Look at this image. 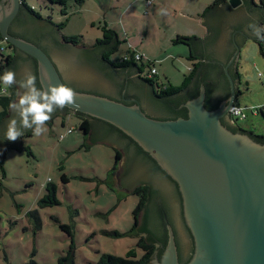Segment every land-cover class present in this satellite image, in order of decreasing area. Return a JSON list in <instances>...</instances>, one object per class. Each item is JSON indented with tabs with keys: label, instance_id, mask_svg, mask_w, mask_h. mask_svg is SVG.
Masks as SVG:
<instances>
[{
	"label": "rangeland",
	"instance_id": "rangeland-1",
	"mask_svg": "<svg viewBox=\"0 0 264 264\" xmlns=\"http://www.w3.org/2000/svg\"><path fill=\"white\" fill-rule=\"evenodd\" d=\"M26 2L44 20L51 19L55 25L67 20L58 34L62 39L63 36L77 37L80 46L88 47L101 39L102 27L107 25L117 32L121 41L111 61L128 56L134 46L144 54L146 66L151 60L161 59L155 62L161 85L169 82L180 86L192 65L188 58L189 46L173 43L175 32L196 31L197 22L190 15H202V9L198 12L200 6L213 0H155L152 7L146 5L148 9L141 0H84L82 4L68 0L65 16L63 6L51 4L49 0ZM160 8L167 9L168 15H159ZM185 8L188 14L184 13ZM206 35L207 30L203 33ZM250 41L244 42L239 53L241 84L237 103L245 109L247 118L238 120L237 124L245 131L264 136V55L259 43ZM254 108L256 114L251 113ZM80 122L71 114L54 117L41 136L20 137L18 145L30 148V153L26 148L10 147L3 156L0 264L27 263L34 251L33 258L38 264H57L71 244L61 224L73 227L75 264H95L104 253L135 259L143 255L137 246L139 236L132 231L138 196L130 191L121 196L110 185V178L122 160L121 157L114 169L115 149H119L102 142L89 143L92 132L85 135ZM69 129L73 131L67 134ZM61 135L65 137L60 139ZM63 177L68 183L62 181ZM49 182L56 185L60 204L41 208L38 202ZM31 210H38L41 217L42 227L38 231L27 217Z\"/></svg>",
	"mask_w": 264,
	"mask_h": 264
},
{
	"label": "water",
	"instance_id": "water-1",
	"mask_svg": "<svg viewBox=\"0 0 264 264\" xmlns=\"http://www.w3.org/2000/svg\"><path fill=\"white\" fill-rule=\"evenodd\" d=\"M227 1L231 8L237 9L232 11L226 1L213 7L203 19L208 34L194 44L198 53L214 56L221 63L226 61L224 48L229 43L230 33L240 29L248 34L241 38L237 47L240 53L245 41L254 40L249 37L247 25L260 20L261 12L264 14L261 6L250 3L248 7L238 8L242 0ZM20 8L21 0L0 1L3 40L37 61L42 89L50 84L65 85L54 62L42 48L10 34V25ZM41 25L62 40L52 26ZM216 27L223 30L218 33ZM46 31L41 32L35 26L28 28L31 35L46 34ZM77 49L65 44L55 48L48 46L68 82L74 79L83 88L111 92L109 79L94 67L77 63L75 51H80ZM19 66L17 75L20 77L30 70L28 63ZM105 69L109 74L113 72ZM225 72L230 83L229 99L217 109L208 110L205 106L206 86L201 84L199 94L184 103L187 118L154 119L137 103L127 105L104 96L76 91L78 107H66L72 113H82L117 127L177 183L184 220L194 242L193 255L186 264H264V144L247 131L233 132L224 124L223 120L230 117V110L236 106L239 93L238 85L227 69ZM142 101L148 111L157 114L146 99ZM99 125V122H93L88 142L106 143L121 151V163L110 178L111 187L119 195L127 194L140 183L165 187V191L170 188L169 180L152 169L148 159L133 153L134 149L130 148L133 144L129 140L114 134L107 136L99 130ZM0 138L4 140V146L20 143V138L15 142L5 140L4 136ZM2 152L0 148V154ZM177 225L179 236L183 237L179 223ZM167 229V245L160 259L158 251L155 252L154 264H180L173 228L168 225Z\"/></svg>",
	"mask_w": 264,
	"mask_h": 264
},
{
	"label": "trees",
	"instance_id": "trees-1",
	"mask_svg": "<svg viewBox=\"0 0 264 264\" xmlns=\"http://www.w3.org/2000/svg\"><path fill=\"white\" fill-rule=\"evenodd\" d=\"M1 1V0H0ZM77 4H82L84 0H74ZM254 1V0H252ZM51 4H59L63 6L62 9V15H66L67 11V2L68 0H49ZM221 2H225V0H215V2L206 10L208 13L213 7L219 5ZM262 7L264 8V0H260ZM226 3V2H225ZM254 5L255 3L252 2ZM49 24L50 26L53 27V29L56 30L60 34V30L66 25L67 20H65L63 23L59 25H55L51 19H48L47 21L43 19V16L39 13L36 12L35 8L33 6H30L26 0H21V8L20 12L17 15V17L14 19L12 25H18L20 29L18 31H14L13 28H10V34L17 37L24 39L28 42H31L35 45H37V42H42V40L39 38L41 36L46 35L47 33H50V31L44 30L42 28L43 26L41 25L42 23ZM30 26H35L38 30H41V32L46 31V34H43L41 36H38V34L31 35L28 32V28ZM49 26V27H50ZM222 29V27H217V32ZM102 33L103 36L101 39H98L94 44L88 46L86 51H75L76 57L79 59H82L84 63L88 64L90 63L91 67H94L103 77L109 79L110 81L113 80V76H111L105 69L106 63H109L110 65H113L115 68H120L123 70H128V69H134V73L146 84H148L152 90L153 94L152 96L155 100L154 103V110L157 112L158 115H160V120H170V119H177L180 117L187 118L188 113L187 109L184 107V103L187 102L190 99H193L199 94L200 86L201 84H205L206 86V91L207 93L209 92V86L205 82V78L207 75V70H210V68H213L214 65L212 62V58L209 56V54L204 55L201 53H198L195 50V43L198 41V38L196 37H176L173 40V43L176 44H185L189 46L190 48V53H189V59L191 61H197L192 65V68L189 70V73L187 76H184V80L180 86H173L169 82L165 85H161L158 81V76L155 74L151 78L147 77L146 74V69L151 72L153 68H156V65L154 62H149L148 66H146L143 62L144 57L140 56V58H137L135 51L130 50L128 52V56L123 57L122 59H117L115 62L111 61V57L116 54L120 48L121 41L118 38V34L114 29L109 28L107 25H104L102 27ZM63 39L65 41H68L72 43L73 45H79L80 40L77 37H64ZM256 42L259 43L260 50L262 51V43L259 40H256L253 38ZM38 46V45H37ZM83 47H86L82 45ZM40 47V46H39ZM75 47V46H73ZM46 53L48 52L47 47L43 46L41 47ZM263 53V52H262ZM25 53L17 49L16 47L12 46L11 44L5 42L2 38V35L0 33V74H2L5 70H11L16 73V79L17 81L21 80V77H18L17 71L20 68V64L28 63L30 66V72L36 76V86L38 88H41L40 82H39V74H38V63L37 61L31 57V59L28 60L29 57H24ZM29 56V55H28ZM208 59V62H207ZM137 61H140L141 63L138 64ZM106 64V65H105ZM203 75L202 77L203 80H197L195 83V90L188 95L181 94L178 99H171L170 97L183 93L185 89L188 88V86L195 81V78ZM229 85V84H228ZM2 87V86H0ZM157 87L161 91L158 93L157 92ZM164 87V88H163ZM19 87L18 85H14L11 89L8 90V94L5 95L3 92H0V136H4V133L7 129V124L9 119L12 117V113L9 109V104L13 101H16L18 98L17 93H19ZM226 89L229 90V87H226ZM159 94V95H158ZM184 95V96H183ZM127 105H132L131 103H127ZM182 105L184 109H179L177 110L176 108H179V106ZM220 105V102L216 106H212L211 104L208 103V101L205 102V106L208 110H214L217 109ZM236 105H239L236 103ZM175 106V107H174ZM66 108V107H65ZM68 109V108H67ZM68 112L71 115L77 116L81 122H80V129L83 131L85 135H88L90 132H92L93 129V122L92 120H96L99 122V130L103 131L105 135H111L113 134L114 131L122 132L119 130L117 127L104 122L99 119H95L93 117H90L88 115L82 114V113H72L71 110L68 109ZM8 120V121H7ZM7 121V122H6ZM101 122V123H100ZM227 125V124H225ZM229 129H231L233 132L237 131V127H233L231 125H227ZM239 129V128H238ZM123 133V132H122ZM251 135L258 139V142L264 144V136H258L254 135V132H250ZM124 134V133H123ZM129 140L132 141L133 145L132 149H134V154H140L144 156L145 159H147L145 156H150L148 153L143 151V149L136 143L134 142L129 136L124 134ZM23 136L29 137L32 136V131L31 130H24ZM0 148L3 150V152L0 154V167L3 168V156L7 154V151L11 149L10 147L17 149V150H22L25 149L26 147L22 146L21 144H10L7 146H4V140L0 138ZM5 149V150H4ZM27 152L30 153V148H26ZM115 167L119 164V161L121 160V153L119 150L115 149ZM151 158V157H149ZM149 161V159H148ZM152 161V162H151ZM150 166L152 169L158 171L160 174L165 176L167 180L171 183L170 188H168L165 192L166 194L169 195V197L173 198L175 200V203L181 204V214L183 216V207H182V197L178 188V185L176 182H174L161 168L160 166L151 159ZM62 181L64 183H68V180L65 179V177L62 178ZM160 189L155 190L152 194L153 198L158 197L163 190H165V187H158ZM130 192L134 195L138 196V204L136 206V209L133 213V229L132 231H136L137 235L139 236V240L137 243V246L143 251V255L139 259L133 258V256L129 257H119L115 256L112 254H107L104 253L100 256L99 260L95 264H154V254L156 251H158V258L160 259L162 256V253L167 245L168 241V229L167 226L170 224L173 226L174 219L173 216H171L169 213L166 215V212L162 211L159 212L157 218L155 219V213L157 210L153 211V213L146 215L143 217L145 219V222L141 223L142 219V214L146 210V205L148 202V196L150 195L149 187L146 185H141L133 190H130ZM60 201L57 197V187L56 185L52 183H48L45 186V194L44 196L39 200L38 205L41 208H46L50 206H56L59 205ZM27 217H29L30 222L33 224L35 231H38L42 227V221L41 217L39 215L38 210H31L27 213ZM62 231L67 234L69 237L71 244L68 248V251L65 252L62 256L59 257L58 263L57 264H75V239H74V231L73 227L70 225H60ZM187 227V226H186ZM185 227V230L188 234L186 236L190 237L191 236V242L190 245L188 244L187 249L189 252H191L189 259H186L182 251L180 250V240L181 237L178 235L176 229L173 226V231L175 235V240L178 248V253H179V261L180 264H186L192 257L193 252H194V242H193V237L191 235V232L188 228ZM114 236L117 237H123L124 234L120 233H113ZM35 251L31 257V259L27 263L23 264H38L33 256L35 255ZM7 261V258H6Z\"/></svg>",
	"mask_w": 264,
	"mask_h": 264
},
{
	"label": "flooded vegetation",
	"instance_id": "flooded-vegetation-1",
	"mask_svg": "<svg viewBox=\"0 0 264 264\" xmlns=\"http://www.w3.org/2000/svg\"><path fill=\"white\" fill-rule=\"evenodd\" d=\"M252 2H253L252 0H242V4L238 8L248 7L250 3L252 4ZM259 18H260V20H258L255 23H257L258 25H263L264 14L262 12L259 15ZM13 21H12V23H13ZM12 23L10 25V28H13L14 31H17L20 29V27L18 25H16V24L12 25ZM209 25H211V24H209ZM16 27H19V29H16ZM10 28H9V32H10ZM41 35H43V33L39 34L38 36H41ZM222 36H223V34H222ZM247 36H248V34L245 33L244 30H240V29L236 30V31H232L230 33L229 43L224 48V52L227 53L225 63H221L214 56L211 57L212 59L215 58V61L214 60L211 61L214 65V67L210 68V70H207L208 73L206 75L205 82L209 86V92L208 93L206 92V101H208V103L211 104L212 106L218 105L219 102L221 104L223 101L228 100L230 97V83H229V79H228L226 72H225L226 69L228 70L229 74L232 76L234 83L236 85H238L237 88H239V86L241 84V77H240V73H239V50H237V47L239 48V46H240V41H242L241 38H245ZM249 37H252V36L249 35ZM39 38L42 40V42H37L36 44L38 46H40V48L45 46L48 49L49 45L51 47L55 48L56 46H59L60 44H62V45L65 44L67 46H71V48H74L73 46H75V48H78L77 50H82V51L88 50V49H86L87 47H83L80 45H73L72 43L65 41L64 39H62V40L58 39L56 36H53L51 33H47L46 35L41 36ZM252 38H254V37H252ZM213 44H214V42H213ZM47 54L52 59V61L54 62L57 70L60 73V76H61L64 84L66 86L74 89V91L104 96V97H107V98L115 100V101L123 102L125 104H127V103L128 104L129 103L136 104L137 103L141 106L142 110H144V112L149 117L154 118V119L160 118V115L153 114L151 111H148L145 104L143 103L142 99L144 98L147 100V102L151 106V108L154 109L153 108V106H154L153 102H155V100H154L155 98L152 96L153 90L148 84H146L144 81H142L136 75V73H134V69L123 70L120 68H115V67H113V65L106 63L107 64V65L105 64L106 67L113 71L112 73L110 72L111 73L110 75L112 76V74L113 75L115 74V76L110 83L112 86L111 92H104V91L96 90V89L83 88V87L79 86L78 83L75 82L74 79H73V82H68L65 79V77L63 76L59 66L55 63V60L51 56V53L49 52V50H48ZM24 55H25L24 57H26L27 54H24ZM27 57H29L28 60L31 59L30 56L27 55ZM76 61H77V63L79 62V64L82 63L84 66L85 65L90 66V63L86 64L83 62L82 59H79L78 57H77ZM24 74L25 73L22 74L21 79L24 77ZM202 76L203 75L201 74L200 76L196 77L195 81H193L188 86V88L185 89V91H183V93L175 94V95L171 96L170 98L171 99H178V97L181 94H184V95L191 94L195 90L196 81L197 80H203L204 77H202ZM18 77H20V76H18ZM226 87H229V90L226 89ZM20 91H21V89H19V92ZM160 91H161V88L159 89L157 87V92L159 93ZM176 109L181 110L184 108L182 105H180L179 108H176ZM67 115H70L67 108H64L63 110L57 109L53 113L52 118H54V117L56 118L59 116H67ZM95 121L96 120H92V122H95ZM237 121H238L237 119L231 118V116L223 120L224 124H227V125L229 124L233 127H237V131H239L242 128L237 124ZM247 132L249 134H251L250 133L251 131H247ZM113 134L119 136L122 139L129 140L122 132H118V131L113 130ZM254 135H256V134H254ZM129 141L132 143L131 140H129ZM145 157L147 159H149V161H151V159H152V158H149L151 156H145ZM141 185L148 186L149 191H150V195L148 196V202L146 205V210L142 214L141 223L145 222V219H143L144 216L153 213V211H155V210H157L155 213V217H154L155 219L157 218L156 216H158L159 212L164 211V212H166V215L169 213L171 216H173V219H174L173 226L176 229L177 233L179 232L177 224L179 223V225H180V228L182 230V235H183V237H185V238L181 237L180 250L182 251L183 256L186 259H189L191 252H189L187 247H188V244L190 245L191 236L190 237L186 236V234H188L185 230V227L187 225L185 223L184 216H182V214H181V208H180L181 204L180 203L178 204L177 201L175 203V201H173L172 198L169 197L168 194H166L165 190H163V192L158 197L153 198V196H152L153 192L155 190L160 189V188H158L159 186H154L151 183H144V184L140 183V185H136V186L132 187L131 190H133V189H135ZM170 226L173 228L172 225H170ZM186 228H188V227H186ZM188 232L190 233V231H188ZM178 235H179V233H178ZM183 251H185V252L183 253ZM154 259H155V255H154Z\"/></svg>",
	"mask_w": 264,
	"mask_h": 264
},
{
	"label": "clouds",
	"instance_id": "clouds-1",
	"mask_svg": "<svg viewBox=\"0 0 264 264\" xmlns=\"http://www.w3.org/2000/svg\"><path fill=\"white\" fill-rule=\"evenodd\" d=\"M158 14L166 16L168 10L160 8ZM247 29L252 37L264 42V25L249 23ZM14 85H18L23 91L17 93L18 100L9 104L13 115L4 133V139L9 142H15L22 137L24 130H31L34 137L41 136L47 130L46 125L57 109L63 110L68 106L78 107L74 89L63 84H50L46 88H38L36 76L30 71H26L19 81L14 71L5 70L0 74V86H2L0 92L7 95L8 90Z\"/></svg>",
	"mask_w": 264,
	"mask_h": 264
},
{
	"label": "crops",
	"instance_id": "crops-1",
	"mask_svg": "<svg viewBox=\"0 0 264 264\" xmlns=\"http://www.w3.org/2000/svg\"><path fill=\"white\" fill-rule=\"evenodd\" d=\"M142 2H143V4H144V6L148 9V8H150V7H152V6H150V7H147L146 6V4H145V0H141ZM226 2H227V4L229 5V3H228V1L227 0H225ZM215 2V0H213V2H211L210 4H202L200 7V10H198V12L200 13L201 12V9H202V15L201 14H191L190 15V18L191 19H193V20H195L196 22H197V25H196V27L194 28L196 31H192V32H188L187 30L186 31H177V32H175L176 34V36L175 37H178V36H180V37H196V38H198V39H200V38H204V36H203V33H205V31L207 30V34H208V28H207V25H206V23L203 21V19L206 17V15H208L209 14V12L212 10H210L208 13L206 12V10L213 4ZM255 4L254 5H256V6H261L262 7V4H261V2L258 4L255 0L253 1ZM155 4V3H154ZM229 7L231 8V6L229 5ZM232 10H233V8H231ZM236 9V8H235ZM188 12H189V10H187V8H185V10H184V13H187L188 14ZM194 15H196V16H194ZM186 16H189V15H186ZM184 19H186V17L184 18ZM263 24H264V22H263ZM198 28V29H197ZM201 30H203V32H202V34H201ZM194 33V34H193ZM173 37V36H172ZM190 49V48H189ZM131 50H136V48L134 47V46H131ZM196 50V49H195ZM138 52V51H137ZM138 53H140V52H138ZM141 55H144L143 53H140ZM157 58H161L160 56H156ZM156 58V59H157ZM149 59V58H148ZM151 59V58H150ZM164 59H165V57H164ZM152 62H158V61H161V59H158V61H156V60H151ZM189 61H190V63H191V65H193L195 62H197V61H191L190 59H189ZM156 65V64H155ZM190 69H191V67H189ZM189 69V70H190ZM156 71H157V69H156ZM189 72V71H188ZM156 75L158 76V78H159V75H158V71H157V73H156ZM263 111H264V108H263Z\"/></svg>",
	"mask_w": 264,
	"mask_h": 264
},
{
	"label": "built area",
	"instance_id": "built-area-1",
	"mask_svg": "<svg viewBox=\"0 0 264 264\" xmlns=\"http://www.w3.org/2000/svg\"><path fill=\"white\" fill-rule=\"evenodd\" d=\"M154 1H155V0H145V4H146L147 6H150V5H152V4L154 3ZM261 43H262V52H263V55H264V42H261ZM134 51H135V53H136L137 58H140V56H143V55H141L140 53H138L136 50H134ZM143 57H144V56H143ZM156 73H157L156 68H153V69L151 70V72H149V73L147 74V77L151 78V77H152L153 75H155ZM251 113L256 114V113H257L256 109H255V108H254V109H251ZM230 116H231V118H234V119H237V120L247 118V114H246L245 109L242 108V107L239 106V105L234 106V107L230 110ZM72 131H73V129H69V130L67 131V134H70ZM64 137H65V135H61V136H60V139H63Z\"/></svg>",
	"mask_w": 264,
	"mask_h": 264
}]
</instances>
